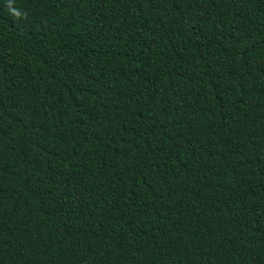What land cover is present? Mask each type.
Masks as SVG:
<instances>
[{
  "label": "trees",
  "instance_id": "16d2710c",
  "mask_svg": "<svg viewBox=\"0 0 264 264\" xmlns=\"http://www.w3.org/2000/svg\"><path fill=\"white\" fill-rule=\"evenodd\" d=\"M0 264H264V0H0Z\"/></svg>",
  "mask_w": 264,
  "mask_h": 264
},
{
  "label": "clouds",
  "instance_id": "9594fccd",
  "mask_svg": "<svg viewBox=\"0 0 264 264\" xmlns=\"http://www.w3.org/2000/svg\"><path fill=\"white\" fill-rule=\"evenodd\" d=\"M16 16H19L20 15V13L17 11V12H15L14 13Z\"/></svg>",
  "mask_w": 264,
  "mask_h": 264
}]
</instances>
